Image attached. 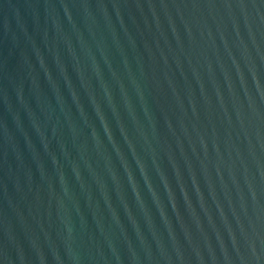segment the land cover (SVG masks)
<instances>
[{"label": "water", "instance_id": "water-1", "mask_svg": "<svg viewBox=\"0 0 264 264\" xmlns=\"http://www.w3.org/2000/svg\"><path fill=\"white\" fill-rule=\"evenodd\" d=\"M0 264H264V0H0Z\"/></svg>", "mask_w": 264, "mask_h": 264}]
</instances>
